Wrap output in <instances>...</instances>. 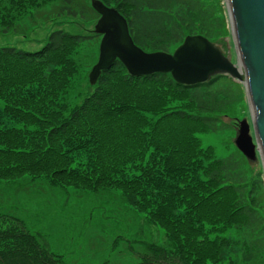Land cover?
Listing matches in <instances>:
<instances>
[{
  "label": "trees",
  "instance_id": "obj_1",
  "mask_svg": "<svg viewBox=\"0 0 264 264\" xmlns=\"http://www.w3.org/2000/svg\"><path fill=\"white\" fill-rule=\"evenodd\" d=\"M100 1L119 11L146 52L172 53L188 35L217 43L230 34L219 0ZM52 3L59 16L99 18L91 0H0L1 32ZM100 38L56 29L36 51L0 47V179L121 191L125 205L165 236L163 244L130 242L137 264H264L259 156L237 150L219 158L200 138L249 113L243 84L223 74L192 86L170 73L131 76L116 59L74 104L82 56ZM0 264H63V257L22 219L0 212Z\"/></svg>",
  "mask_w": 264,
  "mask_h": 264
},
{
  "label": "rangeland",
  "instance_id": "obj_2",
  "mask_svg": "<svg viewBox=\"0 0 264 264\" xmlns=\"http://www.w3.org/2000/svg\"><path fill=\"white\" fill-rule=\"evenodd\" d=\"M219 4L230 34L217 43L235 63L225 0H219ZM56 11L57 3H52L33 9L17 22L15 31L1 32L0 26V47L32 52L47 42L53 30L63 29L69 33L94 31L96 22L87 24L80 19L59 16ZM100 43L101 38L82 56L83 73L77 89L81 91V96L74 104L78 105L96 85L90 82L89 75L98 60ZM246 103L243 106L249 113L245 117L243 111L236 115L237 119L231 121L232 126L228 130L200 135L203 145L213 146L217 157L224 158L238 150L235 145L238 124L243 119L250 123ZM120 192H84L72 186L62 189L50 185L46 179L32 180L29 175H24L15 179H0V212L22 219L41 243L63 257V264H137V255L128 250L130 242L150 240L163 244L165 236L161 229L144 223L141 216L125 205ZM118 236L124 240H119L114 248L113 243ZM133 246L138 250L137 244Z\"/></svg>",
  "mask_w": 264,
  "mask_h": 264
},
{
  "label": "water",
  "instance_id": "obj_3",
  "mask_svg": "<svg viewBox=\"0 0 264 264\" xmlns=\"http://www.w3.org/2000/svg\"><path fill=\"white\" fill-rule=\"evenodd\" d=\"M235 63L218 43L202 35H188L172 52H146L138 47L126 19L114 7L91 0L99 14L94 32L101 35L98 60L90 72L96 83L101 72L118 59L131 76L170 73L174 81L185 86L207 82L223 74L242 83L250 111V123L238 124L237 149L249 160L258 155L264 172V0H225Z\"/></svg>",
  "mask_w": 264,
  "mask_h": 264
},
{
  "label": "bare ground",
  "instance_id": "obj_4",
  "mask_svg": "<svg viewBox=\"0 0 264 264\" xmlns=\"http://www.w3.org/2000/svg\"><path fill=\"white\" fill-rule=\"evenodd\" d=\"M263 174H264V172H263Z\"/></svg>",
  "mask_w": 264,
  "mask_h": 264
}]
</instances>
